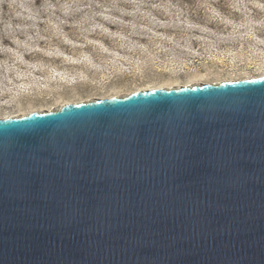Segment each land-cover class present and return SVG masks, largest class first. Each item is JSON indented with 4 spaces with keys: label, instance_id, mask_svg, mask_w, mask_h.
<instances>
[{
    "label": "water",
    "instance_id": "95a60500",
    "mask_svg": "<svg viewBox=\"0 0 264 264\" xmlns=\"http://www.w3.org/2000/svg\"><path fill=\"white\" fill-rule=\"evenodd\" d=\"M0 264H264V75L1 117Z\"/></svg>",
    "mask_w": 264,
    "mask_h": 264
},
{
    "label": "rangeland",
    "instance_id": "374dc122",
    "mask_svg": "<svg viewBox=\"0 0 264 264\" xmlns=\"http://www.w3.org/2000/svg\"><path fill=\"white\" fill-rule=\"evenodd\" d=\"M264 75V0H0V118Z\"/></svg>",
    "mask_w": 264,
    "mask_h": 264
},
{
    "label": "bare ground",
    "instance_id": "6f19581e",
    "mask_svg": "<svg viewBox=\"0 0 264 264\" xmlns=\"http://www.w3.org/2000/svg\"><path fill=\"white\" fill-rule=\"evenodd\" d=\"M199 84H203V83H199ZM187 85H189V84H187ZM95 99V98H94ZM18 116V115H17Z\"/></svg>",
    "mask_w": 264,
    "mask_h": 264
}]
</instances>
